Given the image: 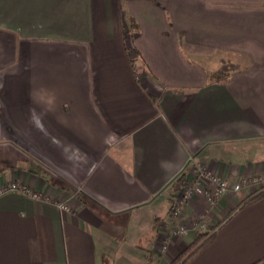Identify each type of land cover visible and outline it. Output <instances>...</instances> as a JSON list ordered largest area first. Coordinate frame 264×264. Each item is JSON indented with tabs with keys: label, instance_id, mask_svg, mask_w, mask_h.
Instances as JSON below:
<instances>
[{
	"label": "crops",
	"instance_id": "1",
	"mask_svg": "<svg viewBox=\"0 0 264 264\" xmlns=\"http://www.w3.org/2000/svg\"><path fill=\"white\" fill-rule=\"evenodd\" d=\"M223 62L239 69L211 80ZM196 165L264 175V0H0V185L71 206L1 196L0 264H180L200 234L186 264H264L248 188L160 252Z\"/></svg>",
	"mask_w": 264,
	"mask_h": 264
},
{
	"label": "built area",
	"instance_id": "2",
	"mask_svg": "<svg viewBox=\"0 0 264 264\" xmlns=\"http://www.w3.org/2000/svg\"><path fill=\"white\" fill-rule=\"evenodd\" d=\"M193 173L195 177L185 181L188 186L184 189L185 192L176 195L175 199L172 201L170 222L167 221L160 226L161 235L159 236V243L161 253H165L168 250L173 240L186 236L191 228L204 230L206 227V213L217 204L219 199L231 192H241L243 189L247 188L246 186L249 185L250 187L252 182L256 184L264 183L263 174L251 175L250 177H245L241 182L231 183L217 173L202 166L196 165L193 169ZM10 193H21L36 201L54 203L63 211H71V206L66 202L54 200L44 192L32 189L25 182L20 180H14L7 184L0 185V197ZM201 196L206 200L208 206L205 214L188 216L185 208L190 202Z\"/></svg>",
	"mask_w": 264,
	"mask_h": 264
},
{
	"label": "trees",
	"instance_id": "3",
	"mask_svg": "<svg viewBox=\"0 0 264 264\" xmlns=\"http://www.w3.org/2000/svg\"><path fill=\"white\" fill-rule=\"evenodd\" d=\"M238 69H239L238 66L233 63L223 62V64L218 70L211 73V76H210L211 80L227 79L233 73H235ZM183 182H185V175L179 177V179L175 182V184L173 185L174 191L179 189L181 187V184H183ZM262 195H264V192L255 196L253 199H256ZM211 239H212V236L207 238V234L198 235L196 240L188 246V248L179 257L177 262H180V264H186L199 251H201V249H203L210 242Z\"/></svg>",
	"mask_w": 264,
	"mask_h": 264
},
{
	"label": "rangeland",
	"instance_id": "4",
	"mask_svg": "<svg viewBox=\"0 0 264 264\" xmlns=\"http://www.w3.org/2000/svg\"><path fill=\"white\" fill-rule=\"evenodd\" d=\"M14 180H16V181H19V178L17 177V178H13L12 180H11V182L12 181H14ZM187 182H183V184H181V187L179 188V189H177L176 190V192H177V195L178 194H182V193H184L185 191H184V189L185 188H187L188 186H187V184H186ZM258 184V185H257ZM254 183V182H252L251 184H250V187H249V185L248 186H246L247 188H248V190L250 189V190H253L252 192L255 194V196H257V195H259L260 193H263L264 192V183L262 184H260V183ZM255 185H257V186H255ZM256 187V189L257 190H255L254 188ZM252 194V193H251ZM175 199V196H173V200ZM171 208H172V205H171ZM170 220H171V212H170V219L168 220V222H170ZM165 222H167V221H163L162 223H161V225L162 224H164Z\"/></svg>",
	"mask_w": 264,
	"mask_h": 264
}]
</instances>
